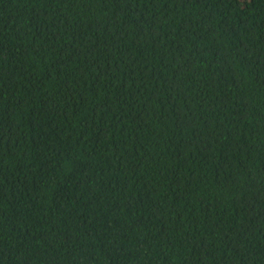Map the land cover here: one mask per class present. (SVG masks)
Instances as JSON below:
<instances>
[{
    "label": "trees",
    "instance_id": "16d2710c",
    "mask_svg": "<svg viewBox=\"0 0 264 264\" xmlns=\"http://www.w3.org/2000/svg\"><path fill=\"white\" fill-rule=\"evenodd\" d=\"M0 264H264V0H0Z\"/></svg>",
    "mask_w": 264,
    "mask_h": 264
}]
</instances>
